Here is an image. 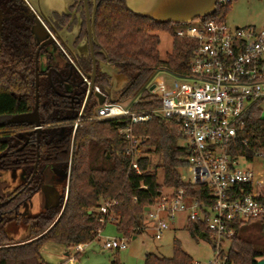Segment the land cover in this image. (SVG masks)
<instances>
[{
  "label": "trees",
  "instance_id": "obj_1",
  "mask_svg": "<svg viewBox=\"0 0 264 264\" xmlns=\"http://www.w3.org/2000/svg\"><path fill=\"white\" fill-rule=\"evenodd\" d=\"M233 1L218 5L209 19L225 21L224 16ZM31 25V20L23 15L10 20L0 43V215L8 218L6 216L12 214L16 205L30 199L37 189L33 183V187H26L16 197V190H8L4 175L24 170L30 177L35 164H38L39 175L48 164L66 168L74 139L71 184L66 209L57 223L62 206L29 219L28 232L20 241L5 231V222L0 224V264H44L41 250L46 243L70 248L98 241L99 231L112 220L123 237H135L145 231V209L159 200L164 187L183 188L193 199H202L204 187L181 179V173L188 165L190 148L181 137L177 123L158 114H153L147 122L134 125V135L141 139L144 153L158 154L163 160L162 165L154 168L150 158L140 159L141 174L131 167L128 142L119 132L126 124L122 121L129 122V118L97 119L99 104L95 97L80 117L81 104L72 102L59 87H56L57 92L54 91L44 75H40L38 91L40 134L31 124L7 122L11 117L30 113L35 108L36 46ZM163 32L172 33L170 23L161 24L136 15L127 8L124 0L100 3L96 34L108 59L99 47L96 55L102 61L108 60L126 78V85L117 97L109 99L107 89L111 77L98 65L96 86L107 96L108 102H130V110L138 113L156 111L161 103L150 93L148 86L155 71L164 68L175 75L190 72L197 41L172 33V51L162 58L159 45ZM81 64L85 73L92 70L91 59H83ZM78 95L82 100L84 93ZM263 99L254 103L246 116L245 136L252 150L259 149L264 143V117L260 107ZM238 153L253 159L251 151L240 143L231 150L233 155ZM158 166L163 168L162 184L158 182ZM108 201L118 204L111 207L109 213L102 214L98 209ZM234 227L236 234L227 242L228 248L222 251L227 264H257L264 258V218L235 223ZM185 228L194 239H209L205 222L188 220ZM173 251L171 258L147 254L145 264H195L179 240L174 241ZM111 264L120 263L114 260Z\"/></svg>",
  "mask_w": 264,
  "mask_h": 264
},
{
  "label": "built area",
  "instance_id": "obj_2",
  "mask_svg": "<svg viewBox=\"0 0 264 264\" xmlns=\"http://www.w3.org/2000/svg\"><path fill=\"white\" fill-rule=\"evenodd\" d=\"M231 1L218 0L217 6ZM179 25L185 27L177 30L176 36L193 39L198 47L188 74L175 75L178 79L171 86L164 83L150 86L149 91L160 101V108L138 113L131 111L127 102L110 103L107 98L99 105L96 118H129V122L122 121L126 124L119 132L128 142L131 167L138 174L142 173L139 160L150 157L144 153L141 139L134 135V125L149 121L153 114L177 123L191 152L186 167L189 175H181V179L204 187L203 198L193 199L183 188L172 189L169 195L162 193L148 207L145 221L156 239L163 237L170 221L180 214H185L186 221L207 223V241L215 251L208 264H227L222 251L236 234L235 223L264 218V171L240 165L241 160L264 161V143L252 150L245 136L246 116L254 103L264 98V26L231 27L209 16ZM84 79L89 86L90 81ZM95 91L102 93L96 85ZM238 143L251 151L252 160L245 154H231ZM117 204L108 201L98 211L107 214ZM127 240L126 237L107 239L103 246L108 250H125ZM86 246L76 244L69 249L78 254ZM73 261L69 258L64 264Z\"/></svg>",
  "mask_w": 264,
  "mask_h": 264
},
{
  "label": "flooded vegetation",
  "instance_id": "obj_3",
  "mask_svg": "<svg viewBox=\"0 0 264 264\" xmlns=\"http://www.w3.org/2000/svg\"><path fill=\"white\" fill-rule=\"evenodd\" d=\"M102 1L103 0H0V18L2 20L3 26L2 33L4 31V28L6 27V23L10 20H14L20 15L26 16L31 20V29L36 24V20H38L37 30L40 32V34L48 33L54 41L48 45V48L54 52V54L58 58V62L61 64L69 63L73 67L74 81L72 85L68 87L70 89H73L72 94H67L64 86L59 87V84H57L54 80V74H52V78L54 81L55 90L57 89L56 87L61 88L65 92V94L70 97L72 102L81 104L79 116L81 115L84 108V104L87 98L86 90L88 87L87 82L83 77L85 71L81 64V61L83 59H91L93 69V59L91 52L93 50L94 56L97 59V68L98 65L101 66L104 71H108L107 73L109 75H111L112 72V65H110L108 60L102 61L96 55L97 47L101 48L96 34V16L99 5ZM96 4L97 8H95ZM101 51L105 55L106 52L104 51V49L101 48ZM36 52L37 47L34 56L36 55ZM44 55V49H42L39 53L38 69L39 75H44L47 78L49 63L47 62ZM105 56L108 59V56ZM91 72L92 70L86 73ZM73 85L74 88H72ZM81 92L84 93L82 100L78 95ZM76 128H78V124L75 125L73 134L74 137L77 130ZM73 143L75 147L74 139L72 141L71 155ZM70 161L66 168L58 167L55 164L45 165L41 169L40 172L42 174L40 173V175L38 171V164H35L34 171L30 177L24 170H16V172L8 173L12 175L15 174L11 178L7 173L4 175V178L8 182V190H16V197L26 187H33L31 186L33 183H36L37 186V189L33 196L30 199L24 201L21 205L17 204L16 208L12 211V214H8L6 216L8 218L0 215V224L2 222H5L3 226L5 228V231L9 235L16 238L23 234H26L29 229L28 220L33 217H37L45 212L44 210L43 212L40 211L34 213V211H30V207L32 206V200L34 199V197H37L41 193V188L46 182H51V184L58 191L60 195L58 207L62 206L63 208L67 192V174L69 173L70 169ZM53 167H55L60 172L59 175L55 174L52 171L51 168ZM36 178L37 180H35ZM9 228H11L10 232L8 230Z\"/></svg>",
  "mask_w": 264,
  "mask_h": 264
},
{
  "label": "rangeland",
  "instance_id": "obj_4",
  "mask_svg": "<svg viewBox=\"0 0 264 264\" xmlns=\"http://www.w3.org/2000/svg\"><path fill=\"white\" fill-rule=\"evenodd\" d=\"M224 20L231 27L255 26L261 28L264 26V0H234L226 11ZM170 26L172 33L185 27L174 23H170ZM172 33H160L161 42L159 50L162 58L166 57V55L172 51ZM111 70V82L107 92L109 99L113 100L117 97L119 91L126 85V78L119 73L116 67L112 66ZM177 79L178 77H176L174 73L167 69L159 68L155 71L148 86L156 83H164L171 86L173 81ZM129 103L127 102L126 105H129ZM260 107L264 117V99L260 102ZM143 150H145V148ZM149 157L154 168L157 165H162L163 160L158 154L150 153ZM240 165L245 168H254L256 171H264V161L261 158H257L254 162L241 160ZM156 170L158 173V182L162 184L163 168L158 166ZM181 174L186 176L189 175L186 168L183 169ZM14 175L15 174H8L10 178ZM171 191L172 189L169 187L163 188V193L166 195H169ZM32 201L30 211L37 213L45 210V198L43 193L34 197ZM176 218L174 223H170L169 229L165 231L161 239H156L154 237L150 224L145 221V231L136 235V237L129 238L127 240L128 247L125 250H108L103 246V243L107 239L123 237L117 231L116 224L112 220L105 225L100 239L87 244L85 251L81 252L77 257V253L53 242H48L43 246L41 257L44 264H60L64 261H68V258L76 260V264H111L114 260H118L120 264H145L147 254H155L161 258L173 257V243L175 240H179L183 250L190 254L195 262L208 264L214 257L215 251L212 245L204 238L198 237V239H194L189 234L188 230L184 228V225H186L185 214L177 215ZM8 230L10 232L11 228ZM24 237V234L16 237V241L23 240ZM225 246L228 248L229 243L226 242ZM66 252L69 256L65 260Z\"/></svg>",
  "mask_w": 264,
  "mask_h": 264
},
{
  "label": "water",
  "instance_id": "obj_5",
  "mask_svg": "<svg viewBox=\"0 0 264 264\" xmlns=\"http://www.w3.org/2000/svg\"><path fill=\"white\" fill-rule=\"evenodd\" d=\"M127 8L131 10L134 14L150 18L158 23L167 24H182L200 17H208L215 13L217 8L218 0H124ZM97 8V4L95 6ZM38 20L36 24L32 27L31 32L33 35L35 46L37 47V52L35 55V67H36V103L35 108L30 113L18 114L7 120L8 123H27L34 126L35 132L39 135L42 131V125L40 121L39 113V85H40V75H39V53L44 49V56L46 57L47 62L49 63L47 78L52 86V89L55 90L54 81L52 74H54V80L59 87L64 86L67 94H72L73 89L68 88L72 85L73 79V67L69 64H61L58 62V58L48 48V45L51 44L53 39L48 33L40 34L37 30ZM2 20L0 18V43H1V33H2ZM94 29V26H93ZM94 31V30H93ZM92 59H93V69L91 73H84L83 77L90 81V85L87 87V98L84 104L83 111L80 117L84 116V110L92 96L97 99L99 105H102L107 96L104 93H98L95 91L96 85V75H97V59L94 56L93 50ZM105 55H107L105 53ZM71 82V83H70ZM74 88V85L72 86ZM154 87H151L153 90ZM57 92V91H56ZM77 129V128H76ZM73 155H74V143L70 161V169L67 174L68 184L65 203L62 208V211L56 221L63 216V213L66 209L67 200L69 196L70 184H71V174H72V165H73ZM55 174L59 175V171L53 167L51 168ZM41 193H43L45 198V211L56 208L59 206L60 195L51 182H46L42 188ZM148 211V208L145 209ZM257 264H264V258L257 261Z\"/></svg>",
  "mask_w": 264,
  "mask_h": 264
},
{
  "label": "crops",
  "instance_id": "obj_6",
  "mask_svg": "<svg viewBox=\"0 0 264 264\" xmlns=\"http://www.w3.org/2000/svg\"><path fill=\"white\" fill-rule=\"evenodd\" d=\"M107 72H108V71H107ZM176 219H177V218L171 220L170 223H174V221H175ZM186 224H187V221H186ZM185 226H186V225H184V228H185ZM135 237H136V236H135ZM205 240H206V239H205ZM206 241H207V240H206ZM84 251H85V250H84ZM78 254H80V253H78ZM189 255H190V254H189ZM68 256H69V255H68V253L66 252V253H65V260H66V258H67ZM190 256H191V255H190ZM191 257H192V256H191ZM68 259H69V258H68ZM193 260H194V259H193ZM194 261H195V260H194ZM73 262H74L73 264H76V260H74Z\"/></svg>",
  "mask_w": 264,
  "mask_h": 264
}]
</instances>
